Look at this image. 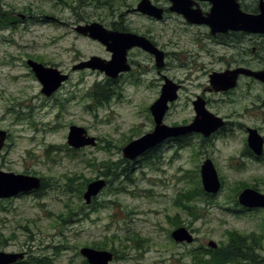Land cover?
Returning a JSON list of instances; mask_svg holds the SVG:
<instances>
[{
  "label": "rangeland",
  "instance_id": "1",
  "mask_svg": "<svg viewBox=\"0 0 264 264\" xmlns=\"http://www.w3.org/2000/svg\"><path fill=\"white\" fill-rule=\"evenodd\" d=\"M127 1L135 7L140 0ZM64 3L0 0V16L7 14L11 23L0 28V129L9 133L1 150L0 169L47 180L38 195L23 194L0 201V251H25V259L44 257L51 264H83L81 247L99 244L116 250L109 264H194L197 253L226 244L228 231L235 229L263 235L258 260L264 264V208L242 210L238 194L243 188L236 192L239 184L247 183L246 187L264 193V163L246 153V126L260 127L264 134V107L260 106L264 88L250 81L231 94L212 95L209 109L232 122L227 130L204 141L194 137L180 147L165 143L151 155L153 165L142 167L138 163L130 174L133 179L124 177L122 181L119 174L87 203L84 192L88 182H82V176L108 181L102 172L116 170L112 164L124 158L123 147L153 129L149 106L159 96L161 86H149V80L157 76L151 71L143 83L123 79L100 103L96 99L99 95L92 96L91 90L102 79L101 74L74 71L56 99L43 94L41 83L26 65L28 57L49 65L58 63L65 69L81 56H107L100 43L72 30L70 23L76 24V17ZM108 9L88 3L78 13L85 17L94 12L88 19L109 22L115 17ZM125 15L126 26L140 31L151 29L169 45V76L186 84L171 104L166 122L192 120L195 113L191 100L199 91L196 84L208 79L203 67L223 70L230 55L218 47L216 56L193 59L192 52L198 50L195 38L203 36L205 29L186 25L182 17L171 15L165 22L155 23L138 11ZM46 16L56 19H40ZM136 54L134 59L143 66L151 65L146 54ZM194 61L201 63L203 72L189 69ZM72 124L84 126L90 136L96 137L97 144L71 149L67 137ZM206 158L215 163L221 190L208 200L199 194L187 201L183 192L197 187ZM67 176L78 179L71 182ZM70 210L71 217L67 215ZM62 214L66 217L61 218ZM179 226L189 229L194 236L192 242L172 237ZM210 241L217 245L210 246Z\"/></svg>",
  "mask_w": 264,
  "mask_h": 264
},
{
  "label": "water",
  "instance_id": "2",
  "mask_svg": "<svg viewBox=\"0 0 264 264\" xmlns=\"http://www.w3.org/2000/svg\"><path fill=\"white\" fill-rule=\"evenodd\" d=\"M171 11L182 13L189 21L208 23L214 31H225L227 29H243L249 32H264V3L258 14L248 13L241 9L237 0H208L212 3L211 10L206 16L201 15V9L193 8L195 0H171ZM136 9L146 15L161 19L164 17V9L152 0H140ZM76 30L84 35L101 41L112 52L110 60L99 55H92L89 59L81 61L75 68H92L104 71L108 76L117 77L122 71L131 69L128 62V49L140 46L148 52H153L159 66L163 64V51L159 50L146 36L134 32H119L107 29L102 23L94 21L87 24H79ZM28 64L33 69L36 77L42 83V93L52 95L68 75L53 66H46L35 59H28ZM240 74L254 76L264 82V70H253L248 67L216 71L210 75V81L216 91L228 90L236 87ZM180 85L172 79L164 83L159 98L151 105V112L155 119V127L152 131L129 141L122 149L123 156L129 160H135L148 149L162 143L170 136L186 134L188 132H201L206 137L220 129L226 124V120L209 110L200 97L194 101L196 115L193 121L187 125L170 126L164 123V116L169 109V102L178 98ZM249 146L257 154H261L264 148V137L256 128H248ZM7 138V131L0 129V155ZM68 144L75 148L85 145H96L95 136H90L84 126L72 124L68 133ZM202 185L206 192L216 194L221 190L222 182L211 158H206L201 165ZM42 179L38 175L15 172L0 169V200L27 193L38 189ZM107 181L99 178L88 183L84 192L87 203L106 186ZM239 203L247 208H264V193L258 189L248 186L238 194ZM172 237L179 242L194 240L193 234L185 226H179L172 231ZM210 246L215 247L217 243L210 241ZM81 254L90 264H109L114 259V252L109 249H99L92 246H83ZM26 252L0 251V264H13L25 258Z\"/></svg>",
  "mask_w": 264,
  "mask_h": 264
},
{
  "label": "flooded vegetation",
  "instance_id": "3",
  "mask_svg": "<svg viewBox=\"0 0 264 264\" xmlns=\"http://www.w3.org/2000/svg\"><path fill=\"white\" fill-rule=\"evenodd\" d=\"M64 1H65L64 4L66 5V7H68L70 9L71 13L74 14L76 17V19H75L76 24L70 23L72 30L76 31L79 35L90 38V39L100 43V45L107 52V56L99 55L100 57L107 59V60H110L112 57V52L109 51L107 49V46L104 45L101 41L94 39V38L90 37L89 35L81 34L80 32H78L76 30V27L79 24H87V23L97 21V20L88 19V18H92L91 16L93 15L94 12H92V14H87V16H85V17H83V16L81 17L80 14L78 13L79 9H83L85 7V5L88 3L95 4V6L97 8H102V7L109 8L108 10L112 13L113 18L115 17L114 20H111L109 22L105 21V20H101V21H97V22L102 23L107 29H110V30H115V31H119V32H134V33L146 36L159 50L163 51L164 59H163L162 66H159L157 59H156V56L153 52L152 53L148 52L140 46H134V47L128 49V53H127L128 61L131 64V69L128 71L120 72L117 75V77L108 76L104 71L95 70V69H91V68H75V65L80 63V61H82V60L88 59L90 56L88 58L82 57V56L76 58V60L74 62H72L71 67L65 68V69L61 68L62 66H60L58 63H54L53 65H49V63L43 61V63L45 65L57 67L58 69H60L62 71V73L67 74L69 76L67 81L63 82L61 87L57 91H55L52 95L47 96V97H51L53 99H56L58 91L64 86V84H66L71 79L74 71L81 72V73L87 72V71L93 72V73H96V72L100 73L102 76V79L100 81H96L93 85V88L96 85L98 87L106 86V87H109L110 89H112V88H115L117 86H120L121 81L123 79H126V78L130 79L131 82L135 83V84H138L139 82L143 83L145 81L144 76L147 73H151V71H152V72H156L157 76H156V78H152V80H149L148 84H149V86H152L154 83H158L161 86L160 94H161L162 87H163V85L167 79H172L175 82H177L180 85L179 91L184 89L186 84H185L183 79L175 80L174 78L169 76L168 70L170 69V60L172 58V52L169 51V45L164 44L163 40L162 41L159 40L157 38V36L154 34L153 30H151V29H147V31H140V30L130 28L124 24L125 18H126L125 14L129 11H138L136 9V6L138 5V3L135 7H133V4L128 3L127 0H114V2H111L113 0H111V1L107 0L108 1L107 3H100V1L95 2V3L86 1V2H77L76 5H74V2H75L74 0H64ZM152 2L164 9V12H163L164 17L161 19L147 15L152 22H155V23L165 22L167 20V18L170 17L171 15H176V16L182 17L185 24L188 26H191V27L195 26L197 28H204L205 29L203 36H199V37L195 38V42L198 44V50L196 52H192L193 59L199 60V58H201V57L204 59L205 55H209L212 57L216 56V54H217L216 49L218 47L222 48L223 52H225L226 55H230V57H231V59H228L226 56L220 57L221 59H225V60L228 59V63L226 64V66L224 67L223 70H216L215 68H206V66L203 67L204 72L206 71L205 74L208 75V79L205 82H200V83L196 84L198 86L199 91L195 92V94L193 95V98L191 100L192 106L194 109V113H195L194 116L192 117V120L187 119V120H184L183 123L174 122V123H170V125H179V124L186 125V124H189L190 122H192L195 115H196V110H195V106L193 105V103L199 97L201 99H203L206 107L209 108V104H212V101L214 100V97L212 95H214L216 93H218V94H223V93L224 94H231V93L235 92L241 86V84H243V82L248 83V84H250V81L256 82L264 88V82L263 81L255 78L254 76L246 75V74H240L236 87L228 89V90L216 91L214 89V86L212 85V83L210 81V75L216 71H225L227 69L233 70V69H236L239 67H248V68H251L253 70H264V32H249V31H246L243 29H227L225 31H217V30L214 31L212 28V25H210L208 23L192 22V21H189L182 13H178L177 11H171L170 10V7L172 5L171 0H152ZM237 2L240 4V7L243 11L248 12V13L258 14L261 11V5L264 3V0H237ZM211 7H212V3L208 0H195V4H193L194 9H196V8L201 9V15H203V16L207 15V13L211 10ZM140 13H142V12H140ZM142 14H144V13H142ZM144 15H146V14H144ZM93 17H95V16H93ZM53 18L56 19L53 16H46L44 18L41 17L40 19L47 20V19H53ZM100 19H103V18H100ZM62 22L64 24H66L64 21H62ZM162 35H163V32H162ZM203 40H205V41L208 40L210 42L207 41L206 43H204ZM249 42H251L252 45L251 44L248 45ZM228 50L231 52L233 50H235V51L237 50L238 54H229ZM137 51L143 52L144 54H146V56L151 61L150 66H148V65L143 66L142 62L138 61L136 58L134 59V56L138 55V54H136ZM132 56H133V58H132ZM29 58H31V57L27 58L26 65H28L29 68L33 71L31 66L27 62ZM35 60L38 61L37 59H35ZM40 62H42V61H40ZM190 64H191V67H189L190 70H193L194 72H197V73L203 72L202 65L200 62L194 61V62H190ZM138 66H139V68H138ZM187 66H190V65L187 64L186 67ZM192 73L193 72H191L190 74H192ZM34 75H35V73H34ZM107 80H110V81H107ZM99 84H100V86H99ZM41 89H42V87H41ZM160 94H159V96H160ZM158 97L152 103H154L158 99ZM55 103L56 104L59 103L58 99L55 100ZM151 104H150V106H151ZM150 106H149V112L151 113L150 116L154 122V125H153V129H154L155 120H154V116L151 112ZM260 106L264 107V100H263V104ZM168 112H169V110L166 112V114L164 116V122L165 123H167L166 120L168 118L167 117ZM231 123L232 122L230 120H227L225 126L222 127L220 130H218L217 133H220L222 131L227 130ZM248 128H256V129H258V131H260V127L246 126V130H247L248 134H249ZM8 136H9V133H8ZM194 137L200 138V139L207 138L205 135H203V133L193 131V132H188V133L182 134V135L172 136L171 138L167 139L162 145H164L165 143H169V142H171V144H172V142H173V144H176L177 147H180V146H184L186 143H188ZM175 139H176V141H175ZM246 148H247L246 153L248 156H250L251 159L257 160L260 163H264V148H263V151L261 154H256L253 151V149L249 146L248 137H247ZM45 186H46V183L42 182V185L39 189H34V190H31L27 193H22V194L38 195L41 193V190L43 188H45ZM22 194H20V195H22Z\"/></svg>",
  "mask_w": 264,
  "mask_h": 264
},
{
  "label": "trees",
  "instance_id": "4",
  "mask_svg": "<svg viewBox=\"0 0 264 264\" xmlns=\"http://www.w3.org/2000/svg\"><path fill=\"white\" fill-rule=\"evenodd\" d=\"M74 3L77 2H99L100 3H107L111 0H74ZM104 1V2H103ZM2 14V13H1ZM11 18V17H10ZM9 17L7 14H4L0 16V28L8 27L11 23L8 20ZM110 81V80H107ZM100 86V84H99ZM113 89V88H112ZM109 87L103 86L98 87L94 86V88L91 90V95H99L96 99H98V102L102 103L104 100H106L111 92ZM208 140L206 138L202 139V141ZM176 141V139H175ZM178 143V142H177ZM180 144V143H179ZM180 146V145H179ZM160 147V146H159ZM159 147H156L154 149L148 150L146 153H144L142 156H140V159L137 160H128L125 158H122L120 162L113 163L110 162V164L115 165L116 170L110 171V169H106L103 171V175L108 178V183H112V181L116 180L118 178V175L120 174V177L122 178V181L125 179H133L130 174L132 171H135L138 163L141 164L142 167L147 165H153L154 161L150 158L151 155L158 150ZM75 150L74 148H71ZM76 151V150H75ZM154 155V154H153ZM119 166V169L117 170ZM130 168V169H129ZM67 178L71 182H76L78 177H70L67 176ZM83 181L85 184L87 182H90L92 178H86L85 176H82ZM42 182H47L46 178L42 177ZM84 184V187H85ZM247 186V183L239 184L236 188V192H238L241 188H244ZM255 186V185H254ZM84 187L80 190V194L82 193ZM193 190H196L193 192ZM192 191L186 190L183 192V197L187 199V201H191L194 196L202 194L206 199L208 200V197H213L212 194H208L203 190L201 179L197 180V187H195ZM96 199V198H95ZM238 205V203H237ZM191 206V205H190ZM242 210H251L246 207H243ZM73 214L70 210L67 215ZM61 218H64V214L60 215ZM181 224L180 222H176V225ZM263 237V235L259 233H250V234H243L240 233L237 230H229L228 231V241L226 244H223L219 246L218 248H206L205 251L201 254V252L197 253L196 260L194 264H261V260H258L261 256L258 253V244L259 240ZM96 248H105L99 244H93ZM114 250V249H113ZM116 251V250H114ZM115 254V253H114ZM35 263V264H51V260L44 258V257H28L26 259L20 260L15 264H28V263ZM74 264V263H72ZM83 264H89L86 259L83 260Z\"/></svg>",
  "mask_w": 264,
  "mask_h": 264
}]
</instances>
